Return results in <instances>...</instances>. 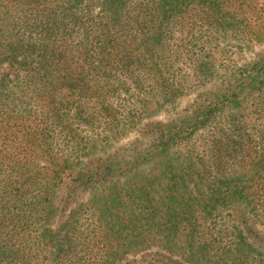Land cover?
Masks as SVG:
<instances>
[{"label":"trees","instance_id":"1","mask_svg":"<svg viewBox=\"0 0 264 264\" xmlns=\"http://www.w3.org/2000/svg\"><path fill=\"white\" fill-rule=\"evenodd\" d=\"M262 45L264 0H0V264H264Z\"/></svg>","mask_w":264,"mask_h":264},{"label":"rangeland","instance_id":"2","mask_svg":"<svg viewBox=\"0 0 264 264\" xmlns=\"http://www.w3.org/2000/svg\"><path fill=\"white\" fill-rule=\"evenodd\" d=\"M262 49H264V45L257 46L255 51H260ZM190 100H191L190 96H187V97H184L183 99H181L180 103H181V105H185L186 103L190 102Z\"/></svg>","mask_w":264,"mask_h":264}]
</instances>
